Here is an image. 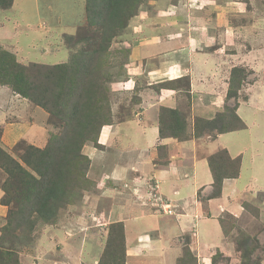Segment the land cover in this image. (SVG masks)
Masks as SVG:
<instances>
[{
  "label": "crops",
  "instance_id": "obj_1",
  "mask_svg": "<svg viewBox=\"0 0 264 264\" xmlns=\"http://www.w3.org/2000/svg\"><path fill=\"white\" fill-rule=\"evenodd\" d=\"M186 1L190 7H194L191 0ZM213 4V0L198 2L197 8L201 7L208 13L204 24L198 18L196 22L193 21L195 19L187 20L185 29H180L179 25H169L159 46L138 48L140 56L132 57L135 64H125V69H130L127 83L131 88L128 91L139 100L136 106L137 120L115 123L118 114L113 110L114 121L103 128L99 138L103 149L96 148L94 144L86 146L90 167L98 165L101 168L104 165L106 168L101 180L112 179L122 186L129 179L133 195L137 197L135 203H116L109 212L108 222L123 223L125 228L126 264H178L185 257L186 250L190 251L188 253L192 258L197 259L195 264L222 262L219 254L218 257H211L213 251L228 258L226 264H242L238 263L233 251L235 231L229 233L221 221L230 215L246 226L248 233L256 230V237L264 244V127L257 134H249L252 123L248 121L249 109L260 114L264 108V96H260L264 93V21L260 16L247 26L246 31L240 32L243 27L229 20L234 12L229 19H225V13L216 14ZM218 16L225 23H221ZM72 23L68 27L70 30L76 25ZM1 35L4 40L5 29L3 32L0 30ZM157 36L160 37L155 34L153 38ZM0 45L8 48L9 42ZM10 46L17 56L18 50ZM237 66L252 70L258 77L254 81L244 82L239 92L237 114L247 128L215 137L205 135L196 138L195 119L213 120L224 110L231 70ZM182 79H188V91L183 88L186 81L180 85ZM19 99L21 97L12 91L10 93L9 88L0 86V116L5 121L3 136L9 124L6 118L11 117L13 109L25 106L20 104ZM233 102L229 101L228 104ZM160 107L189 112L190 117L188 121L186 119L187 140L161 138ZM252 121L257 127L264 125V119ZM159 147L168 153L170 162L167 166L158 162ZM222 149H226L232 159H241L240 175L226 179L221 196L213 198L210 195L215 191L214 178L208 158ZM256 155L258 162L255 161ZM154 181L159 182V190L177 207L178 214L158 215L147 200L141 203L138 199V195L146 193ZM145 184L146 188L143 187ZM204 193L210 196L205 198L206 201L201 198ZM242 199H257L261 211L259 216H250L251 210L246 204L251 203ZM115 207L117 209L114 210ZM245 211L249 214H245ZM152 230L159 237H151L149 232ZM185 235L193 236L194 241L192 239V244L189 243L191 245L185 246L178 239ZM259 264H264V257Z\"/></svg>",
  "mask_w": 264,
  "mask_h": 264
},
{
  "label": "rangeland",
  "instance_id": "obj_2",
  "mask_svg": "<svg viewBox=\"0 0 264 264\" xmlns=\"http://www.w3.org/2000/svg\"><path fill=\"white\" fill-rule=\"evenodd\" d=\"M16 1L13 8L6 10L5 13L0 10V30L3 32L5 29V39H1V35L0 44L9 42L8 48L3 45L0 46L11 50V52L10 44L16 48L18 50L17 56L21 54L17 59L22 66L30 67L33 64L52 66L55 63H65L69 60L71 53L79 51L83 46L82 44H77V41L84 35V31L87 30V27L82 28L83 25L86 26L88 24L86 23L85 0ZM199 1L203 3V0H191V6L194 7H190L186 0H143L137 10V15L133 16L128 24L118 31L116 36L110 41L108 63H105L103 67V72L107 73L108 76L106 80L103 79V82L106 88L104 94L107 96L111 106L112 122L114 121L113 110L118 114L115 123L122 124L130 120H137L138 109L136 106L139 100L128 91L131 88V85L127 83L130 80V74L128 73L130 69H125V64L128 62L135 64L132 57L138 58L140 56L138 48L159 46L162 42L161 39H163L162 35L167 33L169 25H179L180 29H185L187 28L185 26L187 20L195 19L193 21L196 22L198 18L204 24L207 21L208 13L206 10L200 9L201 7L197 8ZM213 2V9L216 14L225 13V19H229L230 14L234 12L229 20L230 23L232 22L234 25L237 23L238 26L243 27L240 32L246 31L247 26L260 16L261 21H264V0H213ZM195 9H198V11L194 12ZM240 9L242 14L239 13ZM62 18L64 22H62ZM219 19L221 23H225L224 19L221 17ZM70 23L72 25L76 23L71 30L68 28ZM89 28L94 33H100L102 30L101 26L89 25ZM155 34L161 38L158 36L156 39L153 38ZM246 70L248 71V76L245 74L247 76L246 83L258 78L252 70L247 68ZM142 73L145 74V71ZM262 74L264 75V72ZM179 82L182 85V82L185 81L182 79ZM185 83L183 88L188 91L187 81ZM11 91L10 89V93ZM12 93L15 94L13 91ZM260 96H264V93ZM19 101H21L20 104L25 106L13 109L11 117L6 118L9 124L5 130V136H3L5 129L3 124L5 121L2 115L0 116V147L17 160L20 159L23 153L19 148V145H22L23 142L26 146L32 145L45 148L50 139L49 132L56 131V129L52 128L50 115L46 111L37 107L30 100L21 98ZM25 102L28 103L26 104ZM11 109L12 107L9 108V110ZM178 110L182 111L181 109ZM248 112L250 114L248 121L252 123L249 134H257L263 129L264 125L257 127L252 119L257 121L264 119V108L261 109L262 113L260 114L259 112L254 113L250 109ZM183 114L188 121L189 112L185 110ZM204 128H206L205 125ZM205 135L214 137L213 133L208 130H205ZM87 145L92 146L93 143L88 142L85 145L83 150L85 154L87 153ZM157 154H159L158 162L160 165L170 162L167 159L168 153L164 149L157 152ZM255 161H259L258 155L255 156ZM27 169L30 170L29 168ZM85 171L92 183L88 185L85 192H83L82 198L75 201L74 205L60 210L57 222L50 225L39 224L34 232L33 229L31 231L27 229L26 232L22 233L17 231L15 235L18 237L7 233V244L5 247L18 255L20 264H98L102 259L103 261L108 260L107 250L114 248L118 243L116 240H111L110 246L108 240L111 230L108 222L109 212L116 203L119 205L135 203L137 202V197L134 196L135 194L133 195L131 185L128 182L129 179L122 186L116 184L112 179L104 180L105 182L102 181L101 178L104 177L106 172L104 165L99 168L98 165L90 167L89 164ZM5 179L6 175L0 169V238L2 236V228L8 224L9 211L13 208L5 207L1 204L3 198L2 185ZM159 188L160 184L157 194L165 197ZM210 196L204 193L201 198L206 201L205 198L208 199ZM117 197L119 199L115 200ZM139 197L146 198V193H143L142 196L139 195ZM242 200L251 203H247L251 210H248L250 216H259L261 211L257 199L256 201ZM168 203L170 205L165 208L167 211L171 208L173 214L157 212L156 208H159L157 204L154 205L155 213L164 216L178 214L176 211L177 207L171 201ZM227 207L229 208V205ZM118 208L120 207L118 206ZM225 213L231 214L226 211ZM246 213L247 211H245ZM224 221L225 228L229 233L235 231V235H233L235 237V242L233 239L235 250L233 251L237 255L238 263L259 264L260 259L264 257V244H261V241L256 237L257 231L251 230L252 233H248V228L235 221V218L231 215L226 216ZM114 233H117L115 229L113 238L116 237ZM149 235L151 237H159V234H156L154 230L149 232ZM178 239L185 246L191 245L194 241L193 236L191 238L189 235H185L182 238L178 237ZM191 240L192 242H190ZM237 240L240 245L236 242ZM218 254L220 255L219 260L222 261L219 264H226L225 262L228 258L222 257V254L218 251H213L211 257H218ZM203 255L205 256L206 254L203 253ZM208 257L210 256L208 255Z\"/></svg>",
  "mask_w": 264,
  "mask_h": 264
},
{
  "label": "trees",
  "instance_id": "obj_3",
  "mask_svg": "<svg viewBox=\"0 0 264 264\" xmlns=\"http://www.w3.org/2000/svg\"><path fill=\"white\" fill-rule=\"evenodd\" d=\"M16 2L0 0V10H10ZM142 2L85 0L86 23L101 26L102 30L94 33L88 24L83 25L82 28L87 27V30L77 41V44L83 46L79 51L71 53L65 63L25 67L18 62L13 52L0 46V85L9 87L15 94L46 111L50 115L52 128L56 129L49 132L50 139L45 148L26 146L24 142L19 145L23 152L19 160L0 147V169L6 175L1 204L13 207L9 211L8 224L2 228L0 264H20L18 255L5 247L7 233L18 237L15 235L17 231L22 233L33 229L34 232L39 224L57 222L60 210L74 205L92 183L85 171L90 159L84 153V147L92 142L96 148L103 149L99 144L101 132L113 123L103 82L108 76L103 72V67L108 63L110 41L137 15ZM245 74L248 76V71L242 67L237 66L231 70L224 110L213 120L197 118L194 132L196 138L204 137L205 130L212 132L215 137L247 128L237 114L239 92L247 78ZM186 86L189 89L188 79ZM229 101L234 102L229 105ZM186 131V116L182 112L161 108V138L187 140L189 136ZM208 164L215 187L211 196L217 198L222 194L224 180L239 177L241 159H232L228 151L222 149L208 158ZM246 206L249 207L248 204ZM223 220L222 223H225ZM110 228V246L111 240L118 243L107 250L108 260L102 259L98 264H126L124 225L112 223ZM113 228L117 232L114 233L115 238ZM185 252V257L178 264H195L197 259L189 255V250Z\"/></svg>",
  "mask_w": 264,
  "mask_h": 264
},
{
  "label": "clouds",
  "instance_id": "obj_4",
  "mask_svg": "<svg viewBox=\"0 0 264 264\" xmlns=\"http://www.w3.org/2000/svg\"><path fill=\"white\" fill-rule=\"evenodd\" d=\"M1 86V85H0ZM2 87H6V86H2ZM7 88H9V87H7ZM10 89V88H9ZM16 95V94H15ZM19 97H21L20 95H18ZM22 98V97H21ZM158 184V187H159V182L158 181H154V182H152L149 186H148V188H147V191H146V198H138L140 201H141V203L142 202H144V200H147L148 201V203L149 204H151L152 206H154L155 204H157L154 200H151L150 198H151V196L149 195L151 192L152 193H156L157 194V189L156 190H152L151 189V185H155V184ZM131 185V184H130ZM142 187V186H141ZM143 187L144 188H146L147 187V185L145 184V185H143ZM139 196V195H138ZM142 196V195H141ZM160 197H162V199H163V202H166V203H168V202H170V201H168V199H166L165 197H163V196H160ZM169 204V203H168ZM170 205V204H169ZM156 211L157 212H161L162 214H163V212L164 211H162V210H160L159 208H156Z\"/></svg>",
  "mask_w": 264,
  "mask_h": 264
},
{
  "label": "built area",
  "instance_id": "obj_5",
  "mask_svg": "<svg viewBox=\"0 0 264 264\" xmlns=\"http://www.w3.org/2000/svg\"><path fill=\"white\" fill-rule=\"evenodd\" d=\"M157 188H158V184L157 183L155 185H151V189L152 190H156ZM149 195L151 196L150 199L154 200L157 203V205L159 206L160 210H162V211H164L166 213H172L173 214L171 208L168 211L166 210L165 207L169 206V204L166 203V202H163L162 197H160L158 194L152 193V192Z\"/></svg>",
  "mask_w": 264,
  "mask_h": 264
}]
</instances>
